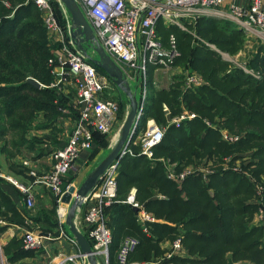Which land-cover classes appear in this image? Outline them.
<instances>
[{"label": "trees", "instance_id": "trees-1", "mask_svg": "<svg viewBox=\"0 0 264 264\" xmlns=\"http://www.w3.org/2000/svg\"><path fill=\"white\" fill-rule=\"evenodd\" d=\"M51 4L59 23L64 25L58 0H51ZM159 26L160 23L158 33ZM169 26L177 30L174 33L180 55L175 65L180 62L190 65L207 83L188 89L182 87V77L178 75L172 77L168 87H157L153 82L155 67L148 66L146 106L129 145L132 153L120 158L117 198L104 208L111 230L108 263L114 264L121 241L132 235L138 239V244L130 260L157 261L165 252L162 247L165 241L180 239L186 256L176 253L157 264H232L238 260L264 264V226L249 224L259 204L253 200V181L245 172L250 170L254 177L264 175V44L256 48L248 62L249 67L260 73V78L256 79L237 68L227 72L228 63L219 53L203 44L192 45L188 31ZM195 31L231 53L239 48L245 36L232 21L218 17L199 18ZM162 41L166 43V35ZM56 47L48 37L34 0H0V154L9 159L23 150L40 156L51 154L60 148L59 121L69 118L75 122L78 117L74 100L53 85L55 75L48 59L54 55ZM29 77L41 86L31 84ZM73 94L75 99V90ZM120 97L114 98L120 102ZM183 107L196 117L178 126L170 123L169 118L179 115ZM149 117L165 127L150 158L140 154V147L133 144ZM46 129L49 132L41 135L32 131ZM220 129L243 135L234 142H227ZM103 137L95 132L93 141L101 142ZM243 153H247L250 160L242 164V172L221 165L223 156L237 159L243 157ZM171 163L174 164L169 171ZM190 164L208 167L210 172L197 169L177 178ZM169 172L175 178L168 177ZM73 177L71 173L65 178L62 190ZM2 184L0 182V219L5 220L6 225L0 226V233L9 223L28 227L25 221L29 219L42 223L39 226L42 233L48 234L59 226L55 215L57 197L52 191L49 208L41 206V210L30 217L28 211L15 207ZM131 187L136 189L135 201L152 214L154 221H138L136 210L125 201ZM17 194L24 198L22 193ZM2 251L8 263L31 253L24 248L21 238L15 237L2 246Z\"/></svg>", "mask_w": 264, "mask_h": 264}, {"label": "built area", "instance_id": "built-area-1", "mask_svg": "<svg viewBox=\"0 0 264 264\" xmlns=\"http://www.w3.org/2000/svg\"><path fill=\"white\" fill-rule=\"evenodd\" d=\"M86 15L92 30L93 41L98 43L120 68L125 83L131 87L134 85V96L137 98L138 119L142 114L147 97V69L153 65L155 69L169 70L175 66L176 58L180 55L177 46V38L170 32L166 43L162 41L157 31L160 20L166 25H176L183 30L192 32L194 39H200L209 48L218 52L223 59L231 64V68H237L246 74L258 79L260 73L248 67V62L240 59L239 52L235 55L227 50L219 48L215 43L209 42L192 31L188 24L195 25L201 17H220L232 21L240 27L246 37H255L264 44V0H76ZM39 8L48 37L51 40L63 42L54 56L49 57L48 64L53 67L55 85L65 83L66 78L71 79L75 90L74 104L78 110V117L74 122L67 143L50 154L51 166L38 173L30 168L27 171L32 179L24 183L12 175L0 170V180H5L15 186L24 195L27 207L34 206L33 185L40 184L48 188L57 197L58 206L60 198L66 191L62 190L65 178L75 170V162L79 154L84 150H91L94 133L108 136L111 134L116 122L119 110V101L112 96L115 83L105 74L97 71L90 58L81 53L70 37V20L65 18V24L59 23L58 17L51 4V0H34ZM91 50L90 53H92ZM183 87L192 89L202 84L201 76L191 69H184L181 73ZM68 77H64V76ZM60 89V86L57 87ZM164 110L168 112L167 107ZM196 114L187 109L178 117L170 120L176 126L180 122L195 118ZM209 126L210 122H206ZM121 126V125H120ZM165 127L159 126L154 119L148 118L146 129L140 140V154L150 158L153 147L158 144L163 136ZM222 138L227 142H234L239 137L231 136L225 129H220ZM130 145V144H129ZM128 146L120 151L118 158L107 167L98 183L83 198V202L89 203L83 221L89 224L86 229L92 252L96 256H103L105 264L108 263V249L111 243V230L107 225V214L104 208L116 201L117 198V174L120 158L126 153H132ZM28 166L29 162L22 163ZM185 172L177 175L181 179ZM168 177L175 178L169 172ZM258 188V193H262ZM136 189H130L126 202L136 208L138 221H154L152 214L146 212L135 201ZM66 212L61 215L57 208L58 235L71 246L78 248L74 236L65 229ZM146 230V228H144ZM49 234L23 229L22 242L24 248L36 249L42 245ZM138 244L135 236L127 235L123 238L116 253L114 264H150L148 262H134L129 256L134 252ZM1 251V246H0ZM181 251L180 239H176L171 257L174 252ZM1 253V252H0ZM77 256L85 258L80 253ZM3 255L0 254V262L4 264ZM70 259V257H69ZM66 260H59L54 264H64Z\"/></svg>", "mask_w": 264, "mask_h": 264}, {"label": "crops", "instance_id": "crops-1", "mask_svg": "<svg viewBox=\"0 0 264 264\" xmlns=\"http://www.w3.org/2000/svg\"><path fill=\"white\" fill-rule=\"evenodd\" d=\"M59 5L61 7L64 17H68V12L63 6V4L59 3ZM156 71L165 72L163 70H159V69L156 70L154 68L153 73H155ZM153 82L155 84V80ZM129 88L132 94L134 95V91H133L135 88L134 85H133V88H131L130 86ZM117 95L119 96L121 95L119 100L122 99L123 95L126 96L125 98L126 100L128 99V96L116 86L115 90H113L112 92V96L117 97ZM128 103H129V100H128ZM128 107L129 106L127 105V108ZM66 125H65L66 126L65 130L63 129V132H62L64 135H62L61 133L60 135L62 137L60 138L58 136V140L59 139L63 140L58 143V147H62L67 143L70 132L74 125V122L70 123L71 126L69 125V123ZM47 132H49V129L33 131V133L37 135H41ZM119 137H120V132H117L112 140V146L110 148L99 146L97 151L94 154L90 153L91 150L82 151L79 154L78 159L75 162V170L72 172V174H74V177L71 183L68 184L67 186L74 187V190L76 191L81 185H83L86 179L88 178V176H90V174L98 167V165L110 154L112 147L116 145V143L119 140ZM106 138L107 136H104L101 142L99 140L97 142L96 140L97 143L93 141L92 147L95 146L94 144L100 145L103 142V140H106ZM47 144H48V147H51V143L49 141ZM24 160H27L29 162L28 166L22 165ZM50 166H51V158H50V154L48 155V153L40 156L34 153L33 151L23 150V152L20 155H17L12 159L7 158L4 154H0V170L2 172L12 175L14 178L24 183H29L32 179L30 176H28V173H27V171H29L30 168L36 170L40 174V173L47 171L50 168ZM0 182L3 183L2 185H4V190L9 195L15 207L17 209H23L25 211H28V214L30 215V217L31 216L34 217L39 212V210H41V206L47 207V208L49 207L52 192L48 188H45L40 184L33 185L32 189L34 192L35 201H34V206L32 208H29L26 206L24 198L19 197V195L17 194V192L21 193L19 189H17L11 183L5 180H0ZM61 205H66V214H67V211L70 205L61 202V204L57 206V208L58 207L60 208ZM88 205L89 203L83 202L81 208H79L76 211L75 217H74V222L76 224V227L85 236H86L85 232H86V229L89 227V224L84 222L82 217ZM55 215L57 216V209H56ZM25 222L28 227H23L16 223H9L6 226V228L0 233V246H1L0 254H2L5 259L4 264H54L55 262L59 260H66L64 264H90L86 256L85 258L77 256L79 252L81 253L79 247L78 248L73 247L66 240L59 237L58 227L52 228L50 232H48L50 237L45 238L42 242V245L39 248L30 249L31 250L30 254H27L26 256L19 258L13 263H8L5 255L3 254L2 246H4L14 237L18 239L21 238L22 240L24 228L37 231V232L38 231L41 232L40 227H39L42 224L41 222L36 223V222H33L31 219L26 220ZM3 225H6V221L3 219H0V226H3ZM64 227L70 233L69 228L66 224ZM44 234H47V233H44ZM99 259L101 260L102 264H105L106 261L103 256H100V255L96 256L97 262L99 261Z\"/></svg>", "mask_w": 264, "mask_h": 264}, {"label": "water", "instance_id": "water-1", "mask_svg": "<svg viewBox=\"0 0 264 264\" xmlns=\"http://www.w3.org/2000/svg\"><path fill=\"white\" fill-rule=\"evenodd\" d=\"M60 1L68 12L71 31L70 37L76 48L81 53L88 56L92 64L104 71L106 75L112 79L115 85L128 96L129 100V110L122 123L119 140L112 148L110 154L98 165L90 176H88L83 185H81L76 191L74 190V187H68L60 198L62 203L70 205L66 214L65 224L68 226L70 233L76 239L81 253L86 256L90 264H99L92 252L90 242L76 227L74 217L76 211L82 206L83 198L99 181L107 167L118 158L122 148L130 144L132 137L135 135V130L132 129V123L137 114L138 103L135 96L130 91L129 86L125 83L120 68L115 64L113 59L106 53L101 45L98 43H92L94 37L92 27L78 2L76 0ZM91 50H93L92 53H90ZM28 81L36 87L41 86V84L32 77H29ZM134 210L137 211L136 208H134Z\"/></svg>", "mask_w": 264, "mask_h": 264}, {"label": "rangeland", "instance_id": "rangeland-1", "mask_svg": "<svg viewBox=\"0 0 264 264\" xmlns=\"http://www.w3.org/2000/svg\"><path fill=\"white\" fill-rule=\"evenodd\" d=\"M58 3H61V1L60 0H58ZM62 4V3H61ZM55 11V10H54ZM43 23H44V20H43ZM160 23V26H159V29H160V36H161V38L164 36V35H166L167 37H168V34L170 33V32H176L177 30H176V28L175 27H173V26H169L168 27V25H166V24H164L163 22H162V20H160L159 22H158V24ZM188 26H189V28L192 30V31H194L195 33H196V31H195V25H191V24H188ZM184 31H187V30H184ZM189 32V31H188ZM190 34H191V38H190V43L192 44V45H197V44H199V45H205V46H207L203 41H201L200 39H194V35H193V33L192 32H189ZM175 34V33H174ZM197 34V33H196ZM197 35H199V34H197ZM244 35H245V33H244ZM199 37H201L200 35H199ZM202 38V37H201ZM202 39H204V40H206V42L207 41H209V40H207V39H205V38H202ZM51 40V39H50ZM54 43H56V45H57V47L54 49V52H53V54L58 50L59 51V49L58 48H60V47H62V45H63V42L61 41V40H58V41H54V40H52ZM209 42H211V41H209ZM262 44V42L260 41V40H258V39H255V37H246V35L244 36V39H243V42L241 43V45L239 46V48L235 51V52H233V53H231V52H229V53H231L232 55L234 54L235 55V53L236 52H239L240 54H239V58L240 59H243V61H246V62H249L250 61V59L253 57V55H254V53H255V51H256V48L259 46V45H261ZM263 45V44H262ZM208 47V46H207ZM220 48V47H219ZM215 51V50H214ZM218 53V52H217ZM54 56V55H53ZM222 58V57H221ZM223 59V58H222ZM224 61H226V59H224ZM227 63H228V67H227V69H226V71L227 72H229L230 70H232L233 68H231V64L228 62V61H226ZM190 65H184L183 64V62H180V63H178V64H176L174 67H172L171 69H169V70H166L165 72H162V71H156L155 73H153V79L155 80V84L158 86V87H168L169 86V84L172 82V77H174V76H180L181 75V77L183 78V76H182V72H183V70L184 69H191L192 71H195V72H197L200 76H201V78H202V84L201 85H199V86H202V85H204V84H206L207 83V81L205 80V78L203 77V75L199 72V71H197L196 69H192L191 67H189ZM52 67V66H51ZM249 67V66H248ZM250 68V67H249ZM253 69V68H252ZM52 70H53V67H52ZM54 74V73H53ZM54 75H56V74H54ZM57 76V75H56ZM64 77H68V76H64ZM71 79L70 78H66V81H65V83H59V84H56L55 85V83L53 84L55 87H59L60 86V89L59 90H61V92H63L64 94H66L70 99H73L74 100V94H73V92H74V89H73V85L71 84ZM183 87V86H182ZM198 87V86H197ZM131 88H133V84H131ZM122 91V90H121ZM119 95H117V97H118ZM126 98V96H124L123 95V97H122V99H121V101L119 102V110H118V112H117V120H118V122H116V124H115V126H114V128H113V130H112V132H111V134L110 135H108L107 136V138H106V140H103V142L100 144V145H97V144H94L95 146H93V148L91 149V154H94L96 151H97V149H98V147L99 146H101V147H105V148H110L111 146H112V140H113V137L115 136V134L117 133V132H120L121 131V126H122V121H124V119H125V117H126V114H127V111L129 110V107L127 108V105L129 104L128 103V99L126 100L125 99ZM72 100V101H73ZM187 108H185V107H183L182 108V111H181V113L183 112V111H185ZM189 111V110H188ZM190 112V111H189ZM180 113V114H181ZM194 113V112H193ZM179 114V115H180ZM175 117H178V115L177 116H174V117H172V118H169V120H172L173 118H175ZM149 118H151V117H149ZM148 119V118H147ZM147 121V120H146ZM155 121V120H154ZM73 121H71L69 118H63V119H61V121H59V124H58V129L61 131V132H58L59 133V137L61 138L62 136L60 135L62 132H63V129L65 130V128H66V126H68V125H66V124H68L69 123V125H70V123H72ZM65 123V124H64ZM155 123L157 124V125H159L156 121H155ZM66 125V126H65ZM121 125V126H120ZM71 126V125H70ZM159 126H161V125H159ZM52 129H53V127H51ZM50 128V130H52ZM145 129H146V122H145V125H144V127L143 128H141L138 132H137V134H136V136H135V138H134V141H133V144H135V145H137V146H139L140 147V140H141V138H142V136H143V133H144V131H145ZM47 130V129H46ZM32 131H34V130H32ZM69 131H70V129H69ZM68 131V132H69ZM57 133V132H56ZM228 133V132H227ZM229 135H231V136H238V137H240V136H242L243 134L241 133V134H237V133H228ZM62 135H64L63 133H62ZM61 141H63L62 139H59V141H58V143L59 142H61ZM113 148V147H112ZM244 155H243V157H241V158H237V159H232V156L231 155H227V156H223L222 157V163H221V165L223 166V168H225V169H227V168H231L232 170H235V171H238V172H242L243 171V168H242V164H244V163H246V162H248L249 160H250V157H249V155L247 154V153H243ZM231 159L233 160L232 162H231ZM174 164V163H173ZM173 164L171 163V164H169L168 165V168L170 169L169 171H171V168H172V166H173ZM197 169H202V171H204V172H206V173H208V172H210L209 170V168L208 167H205V168H202V167H200V165L199 164H196V165H194V164H190V165H188V166H186L185 168H184V170H182L180 173H183V172H185V173H190V172H192V171H194V170H197ZM246 172V176L248 177V178H250L252 181H253V188H254V198H253V200H255L256 202H258V204H259V208H258V210H257V212L255 213V215L253 216V218H252V220L250 221V223L249 224H252V225H259V226H264V194L263 195H260V194H262V193H258V188H262L261 190L264 192V175H260L259 177H254V176H252L251 174V171L250 170H246L245 171ZM179 173V174H180ZM131 188H133V187H131ZM135 188V187H134ZM49 208V207H48ZM62 208H66V205H62ZM264 228V227H263ZM173 243H174V240H172V241H170V240H167V241H165L163 244H162V247L163 248H165V252H164V254H162V256L161 257H159V259H157V261H151L150 262V264H157L158 263V261H160L162 258H164V257H167L168 256V254H170L171 253V251H172V246H173ZM1 252V251H0ZM181 254V255H183V256H186V253H185V251H184V249H183V247H182V244H181V251H178V252H174V253H172V254ZM3 258V261H5V259H4V257H2ZM0 260H1V258H0ZM132 261H134V262H146V261H140V260H132ZM99 264H102L101 263V260L99 259ZM248 261L247 260H238V261H233L232 262V264H246ZM0 264H1V262H0Z\"/></svg>", "mask_w": 264, "mask_h": 264}, {"label": "bare ground", "instance_id": "bare-ground-1", "mask_svg": "<svg viewBox=\"0 0 264 264\" xmlns=\"http://www.w3.org/2000/svg\"><path fill=\"white\" fill-rule=\"evenodd\" d=\"M218 18H220V17H218ZM222 19H223V18H222ZM239 28H240V27H239ZM115 64H116V63H115ZM136 100H137V98H136ZM128 106H129V104H128ZM145 106H146V102H145ZM145 106H144V108H145ZM143 111H144V110H143ZM142 115H143V114H142ZM142 115H141V116H142ZM141 116H140L138 119L135 118L134 121H133V123H132V124H133V125H132V129L135 130V131H136V129H137V126H138V124H139V120H140ZM152 119H153V118H152ZM113 138H114V137H113ZM123 148H124V147H123ZM123 148H122V149H123ZM97 183H98V182H97ZM97 183H96V184H97ZM96 184H95V185H96ZM95 185H94V186H95ZM59 211H60L61 215H63V214L66 212V208H65V209L62 208V205H61L60 208H59Z\"/></svg>", "mask_w": 264, "mask_h": 264}]
</instances>
